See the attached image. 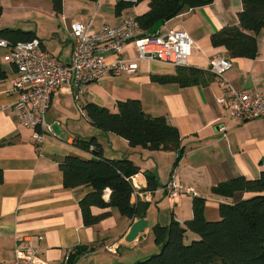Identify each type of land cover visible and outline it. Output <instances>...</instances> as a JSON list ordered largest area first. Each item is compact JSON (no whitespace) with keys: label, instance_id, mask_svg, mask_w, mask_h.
<instances>
[{"label":"crops","instance_id":"obj_1","mask_svg":"<svg viewBox=\"0 0 264 264\" xmlns=\"http://www.w3.org/2000/svg\"><path fill=\"white\" fill-rule=\"evenodd\" d=\"M123 1L133 5L117 13L119 0H63V10L57 13L52 0H0V29L32 30L48 52L69 62L74 45L70 30L73 21L91 24L98 30L149 9V0ZM242 9V0H214L156 25L159 34H167L173 27L188 32L193 53L187 66L206 72L199 75L197 83L182 86L153 80L152 75L175 74L178 68L154 59L139 60L136 71L107 76L85 84L79 91L65 82L52 96L47 121L53 132L42 141L34 138L35 130L23 125L14 109L17 93L11 87L16 67L4 58L8 49L0 46V169L4 173L0 184V261L14 260L15 249L29 245L37 249L45 264H66V257L82 249L79 247L89 249L76 264H109L103 259L107 255L122 260L126 248L136 250L139 258L148 257L161 248L155 242L153 227L157 223L167 225L172 219L185 226L193 215L195 196L206 198V217L217 220L221 203H235L253 195L236 192L227 197L212 191L217 184L235 176L256 179L264 171V118H229L227 109L217 101L224 92L223 86L209 70L213 56L231 57L224 46L211 43V35L225 26L239 25ZM258 44L255 57L232 58L233 65L226 72L235 87L248 92H264L263 31ZM106 53L108 60L115 59ZM137 56L135 43L130 41L122 57ZM128 99H139L145 113L165 116L176 126L181 134V149L133 147L118 134L94 126L85 110L87 103H94L116 113L118 102ZM77 136H94L105 157L126 156L140 167L136 177L141 191L151 192L144 199L132 196V202L140 199L148 203L144 219L149 226L133 247L124 245L125 236L138 217L123 216L117 208L93 206V214L110 213L95 225H85L79 203L93 187H67L60 167V162L70 155L84 159L96 156L78 146ZM147 173L156 178V189L148 188ZM173 173L182 190L177 197H170L165 189ZM110 193L111 189H106V200ZM186 236L199 238L192 231H187ZM106 245L115 246L117 251H107Z\"/></svg>","mask_w":264,"mask_h":264},{"label":"trees","instance_id":"obj_2","mask_svg":"<svg viewBox=\"0 0 264 264\" xmlns=\"http://www.w3.org/2000/svg\"><path fill=\"white\" fill-rule=\"evenodd\" d=\"M213 1L149 0V9L137 15L136 19L144 36H151L156 34L155 27L159 22ZM242 1L239 25L225 26L210 37L211 43L224 46L231 58L255 57L259 48L258 36L264 32V0ZM52 3L55 12L63 10V0H52ZM132 5V2L119 0L116 12ZM2 12L0 6V15ZM0 37L17 43L37 36L32 30L7 27L0 29ZM205 73L197 67L181 66L175 74L152 75V79L159 83L174 82L188 86L197 83L199 75ZM85 110L94 126L104 132L118 134L133 147L165 151H179L182 147L179 129L170 124L165 116L145 113L139 99L119 101L116 113L94 103H87ZM76 142L79 147L93 151L96 156L84 159L70 155L60 162V167L67 187H93L79 203L85 225H95L110 213L93 214V206L117 208L123 216L129 218H145L148 203L140 199L132 202L134 186L130 177L139 173L140 167L126 156L120 159L105 157L94 136H77ZM3 181L4 173L0 169V184ZM148 183L151 190L158 185L155 177H148ZM108 188L111 193L109 200H106L104 195ZM212 191L227 197H233L236 192H249L253 195L235 203H221L220 218L217 220L206 217V198L195 196L192 202L193 215L185 221V226L172 219L167 225L157 223L153 227L155 242L161 246L158 253L132 263L114 264H264V171L256 179L244 175L235 176L217 184ZM187 231L198 234L199 238L186 243ZM79 248L82 249L72 253L66 264H76L89 249Z\"/></svg>","mask_w":264,"mask_h":264},{"label":"built area","instance_id":"obj_3","mask_svg":"<svg viewBox=\"0 0 264 264\" xmlns=\"http://www.w3.org/2000/svg\"><path fill=\"white\" fill-rule=\"evenodd\" d=\"M70 30L74 45L69 62L48 52L37 37L17 43L0 37V46L8 49L5 60L16 67V77L12 79L11 87L17 93L14 109L23 125L35 130L33 136L38 141L53 132L47 121V111L52 96L63 83H70L79 91L85 84L100 81L107 76L136 71L139 60L154 59L181 67L189 64L193 53V40L184 29L173 27L167 34L141 36L142 29L134 16L126 17L118 25L107 24L98 30L91 24L76 20L72 22ZM130 41L135 43L138 51L134 59L122 57V51ZM106 52L115 59L108 60ZM209 64V70L219 78L223 86L224 92L217 101L227 109L229 118L238 121L264 118V92L239 89L227 78L226 72L233 65L231 57L215 55ZM222 128L225 129L224 125ZM130 180L134 186L132 196L144 199L151 192L141 191L136 174ZM165 189L170 197L182 194L176 174H171ZM106 250L115 253L117 248L106 245ZM15 254L14 260L0 261V264H45L38 257L37 249L30 245L16 248ZM68 259L69 256L66 261Z\"/></svg>","mask_w":264,"mask_h":264},{"label":"water","instance_id":"obj_4","mask_svg":"<svg viewBox=\"0 0 264 264\" xmlns=\"http://www.w3.org/2000/svg\"><path fill=\"white\" fill-rule=\"evenodd\" d=\"M141 36H144V34H142ZM148 177H154L153 175L147 173ZM149 223L146 219L144 218H140L138 220H136L129 232L127 233V235L125 236V241L126 243H124V245H128V246H134L136 241L143 235L144 231L148 228ZM142 232V233H141Z\"/></svg>","mask_w":264,"mask_h":264},{"label":"rangeland","instance_id":"obj_5","mask_svg":"<svg viewBox=\"0 0 264 264\" xmlns=\"http://www.w3.org/2000/svg\"><path fill=\"white\" fill-rule=\"evenodd\" d=\"M198 237L196 236V237H187L186 236V243H190L192 240H194V239H197ZM151 239V238H150ZM127 250H130V251H127L126 250V254H125V257L124 258H122V260H118V259H115L114 258V255H107V258H103L104 260H106V261H104V262H106V263H109V264H114V263H116V262H127V263H132V262H135V261H137V260H140V259H145L146 257H143V258H139V257H137V252H136V250H131L132 248H126ZM160 251V250H159ZM158 251V252H159ZM158 252H155V253H158ZM151 254H154V253H151ZM117 260V261H116ZM83 264H85V262L83 261L82 262Z\"/></svg>","mask_w":264,"mask_h":264}]
</instances>
